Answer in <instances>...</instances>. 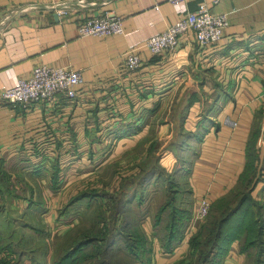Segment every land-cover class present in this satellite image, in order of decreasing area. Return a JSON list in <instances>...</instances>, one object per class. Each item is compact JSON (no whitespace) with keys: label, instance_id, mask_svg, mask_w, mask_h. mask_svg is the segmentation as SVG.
I'll return each instance as SVG.
<instances>
[{"label":"crops","instance_id":"obj_1","mask_svg":"<svg viewBox=\"0 0 264 264\" xmlns=\"http://www.w3.org/2000/svg\"><path fill=\"white\" fill-rule=\"evenodd\" d=\"M60 3L66 15L47 7ZM202 4L228 14L217 43L200 51L189 33L172 57L150 55L143 46L148 37ZM105 13L122 19V34L78 35L79 21ZM131 47H138L142 64L126 72L124 53ZM40 64L69 65L82 82L72 99L28 107L0 100L5 226L18 218L22 228L46 233L47 240L60 237L81 223L86 202L104 211L128 188L132 198L123 202L132 199L131 207L142 198L139 188L157 192L163 167L153 166L170 163L175 175L184 171L188 184L182 226L176 225L182 201L175 188L164 203L173 209L169 224L161 226L163 220L149 213L137 222L154 264H166L168 256L188 252V223L201 197L211 206L247 174L254 181L251 195L264 200V0H0V90ZM178 158L186 165L177 167ZM95 215L90 220L97 223ZM122 220L113 218L115 224ZM167 237L178 239L169 250L162 242ZM31 247L23 253H40L38 244ZM9 249L0 248V260L21 264V254ZM55 252L47 244L42 253L54 264ZM244 261L232 242L223 264Z\"/></svg>","mask_w":264,"mask_h":264},{"label":"rangeland","instance_id":"obj_2","mask_svg":"<svg viewBox=\"0 0 264 264\" xmlns=\"http://www.w3.org/2000/svg\"><path fill=\"white\" fill-rule=\"evenodd\" d=\"M184 162L185 160L178 158L176 162L177 167L180 165H186ZM169 167L170 163L162 165L158 162L153 166L154 169L158 168L161 170L162 168L161 171L163 172L160 176L157 175L155 178V180H158L155 184V190H157V192H149L148 185L146 186L145 184L146 187L139 188L138 191V193H142V198L136 199L135 204L132 207L130 205H126L132 204V199L127 201L126 204L123 202L126 197L132 198V195L130 196L131 188L126 189V195L116 198L118 201L116 200L114 205H111L110 207L109 205H106L108 209L104 211L99 209L100 207L98 208V206L93 209H90L89 207L86 208V202V205L82 206L83 213H85L81 223L73 226V228H71L66 234L60 237H52V239L48 238L47 240L46 233L41 235L42 232H39L40 234H38L33 230L28 229V227L22 228L23 222H20L18 218L12 220L7 224V226H5V218L0 217V235H2L0 236L2 237L0 238V248L3 250L6 247H9V251L15 253L16 256L21 254V264H52V260L51 262L48 261L46 253H42L46 251L47 244L48 247L56 250L54 264H57L58 258L63 254L71 252L77 253L72 258H67L61 264H152V260L154 264V255L151 253L152 251H149L146 235L143 234L139 228V226L141 227V223L137 222L149 213L153 215L154 219L159 217L163 220L161 226L163 225V227H165L169 224L170 215L173 209L170 207L166 208L164 206V203L167 201L170 202L169 199L172 197L169 188L178 189V199L181 198L182 201L181 205L178 203L180 210L176 213V216H178L177 226H182V222L187 217L185 210L189 209L188 204L190 202V198L189 194L186 192L188 184L185 175H183L184 171L182 170V174L175 175L174 171L176 170V166L172 167L171 165V170ZM149 169L148 163H146V165L142 164L143 172L146 171V182L152 176L148 173ZM164 181L168 182L163 184ZM169 182H172L171 186ZM253 183L254 181H251L249 177L245 175L232 192L224 196L220 201L211 205L208 215L202 222L197 224V228L193 233H189L190 236L187 235L188 245L189 240L195 234L199 235L200 240L206 237L205 233L207 230L209 231L210 228L214 227L215 219H218V217H221L222 215L226 216L230 210L234 212L233 216L228 218L226 222L227 224H224L225 226L221 225V231L227 233L230 226H244L245 221H242L243 218L246 219L249 213L251 214L252 211L255 212L256 208L260 209V207L264 205V200L256 199L253 196L252 200H243L241 202V197L250 189L249 186ZM165 192H167L168 196L165 195ZM137 201H140V204H143L141 206H137ZM260 210L263 211L262 209ZM94 215L98 218L97 223L91 222ZM116 215H120V217H122V222L120 221L117 224L114 223L113 218ZM251 218L252 215L250 219ZM250 219L247 222V227H244L241 236L239 235L240 238L238 237L239 242L241 243L243 241L246 242L247 239H250V237H254V234L257 233L258 227H260L259 225L264 226V222L261 221L257 223L258 225H256V222L250 223ZM102 222L108 225L107 228H104V224H102ZM30 223V225H34V221H31ZM106 233H108V235H106ZM93 237H96L94 242H85L89 241ZM79 242H85L83 244L84 246L81 245L77 248L76 245ZM34 244H38L40 246V253H25V251L29 248H33L31 246ZM76 248L77 250H75ZM22 250H25L24 253ZM254 252H256L255 249L251 250V253ZM30 258H33L34 261L31 262ZM210 262H212V264H221L222 254L221 256L219 253L206 254L196 260V256L190 249L189 245L188 252L182 254L181 257L174 259L173 256H168L166 264H210ZM17 263L20 264V260L17 261Z\"/></svg>","mask_w":264,"mask_h":264},{"label":"built area","instance_id":"obj_3","mask_svg":"<svg viewBox=\"0 0 264 264\" xmlns=\"http://www.w3.org/2000/svg\"><path fill=\"white\" fill-rule=\"evenodd\" d=\"M186 0H171L178 5ZM219 0H212L213 4ZM34 6V5H29ZM58 16L67 14L65 3L50 4ZM228 25L227 13H214L205 4L194 11L181 12L178 20L164 31L148 37L143 46L153 57H172L181 48V43L188 34L196 41L200 51L217 43ZM79 36H110L122 34V19L116 15L105 13L90 16L78 22L76 27ZM142 62L138 47H131L124 53L123 65L126 72L140 68ZM79 70L69 65L40 64L33 67L29 75L8 87L0 90V100L11 104L28 107L36 103H53L59 97L72 99L76 96V88L81 84ZM210 211L207 196L199 199L189 221L188 232L193 233L197 224L202 222Z\"/></svg>","mask_w":264,"mask_h":264},{"label":"trees","instance_id":"obj_4","mask_svg":"<svg viewBox=\"0 0 264 264\" xmlns=\"http://www.w3.org/2000/svg\"><path fill=\"white\" fill-rule=\"evenodd\" d=\"M253 185L254 183L251 186H249L250 189L245 194H243V196L241 197L242 198L241 202L243 200H249V201L252 200L253 197L251 195V191L253 189ZM221 199H219L218 201H220ZM260 209H262L263 211H261ZM260 209L256 208L255 209L256 213L252 211L251 214L249 213L247 215L246 219L243 218L242 221H245L244 226H238V225L234 227L230 226L228 230L231 233L229 231L227 233L222 232L221 225H224L227 222L228 218L233 216L234 212L232 210L228 211L226 216L222 215L221 217H218V219L216 218L214 221L215 222L214 227L210 228L209 231L207 230V232L205 233L206 237H204L202 240H200V237L198 234H195L189 240V245H190V249L196 256V260L206 254L208 255V254L219 253L220 256L222 254L221 264H223V259L225 256H227V251H229L232 242L237 241L238 242V252L245 256V261L243 264H264V226L263 225L262 226L259 225L260 227H258L257 233L254 234V237H250V239L249 240L247 239L246 242L245 241H243L242 243L239 242V238H240L239 235L241 236L244 227L245 228L247 227V222L250 219L251 215H252V218L250 219V223L256 222V225H258L257 223L261 221L264 222V205L261 206ZM187 210H185L186 215L188 214ZM176 219L178 222V216H176ZM95 240H96V237H93L89 241H85V242L90 243V242H94ZM177 240L178 239L176 237L162 238L163 247L169 250L170 247H172V245L175 244ZM85 242H79L76 245L77 248H79ZM77 248L75 250H77ZM253 249H255L256 252L251 253V250ZM76 253L71 252V253L63 254L61 257L58 258L57 264L63 263L67 258H72L73 256H75ZM215 258H216V255H215ZM0 264H13V263L8 262L7 260L5 261L4 259V260H0ZM14 264H18V263H14ZM210 264H212V262H210Z\"/></svg>","mask_w":264,"mask_h":264}]
</instances>
